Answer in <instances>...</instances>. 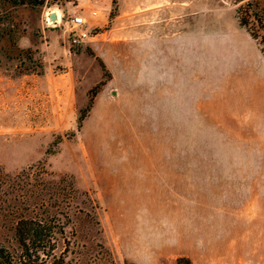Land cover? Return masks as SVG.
I'll use <instances>...</instances> for the list:
<instances>
[{"label":"rangeland","instance_id":"rangeland-1","mask_svg":"<svg viewBox=\"0 0 264 264\" xmlns=\"http://www.w3.org/2000/svg\"><path fill=\"white\" fill-rule=\"evenodd\" d=\"M241 3L44 0L3 13L0 245L14 247L13 223L43 203L68 216L70 264H175L208 183L264 194V57ZM74 14L96 33L80 46L65 29ZM159 26L198 37L177 89L159 80ZM259 211L244 264H264Z\"/></svg>","mask_w":264,"mask_h":264},{"label":"crops","instance_id":"crops-1","mask_svg":"<svg viewBox=\"0 0 264 264\" xmlns=\"http://www.w3.org/2000/svg\"><path fill=\"white\" fill-rule=\"evenodd\" d=\"M158 31L159 80L166 88L177 89L183 70L193 71L198 37L192 30L185 35L173 29L166 33L159 26ZM261 188L258 184L208 183L205 195L193 197L199 206L192 207L191 237L187 243L191 251L177 258L188 257L192 264H244L253 258L244 252L243 237L256 230L259 205L264 203Z\"/></svg>","mask_w":264,"mask_h":264},{"label":"trees","instance_id":"trees-1","mask_svg":"<svg viewBox=\"0 0 264 264\" xmlns=\"http://www.w3.org/2000/svg\"><path fill=\"white\" fill-rule=\"evenodd\" d=\"M240 1L243 3L237 9L239 24L256 40L264 57V0ZM43 3L44 0H0V18L3 13L19 6ZM97 89L98 86H95L90 90L91 100ZM85 116V113H81L78 121ZM40 206V212L33 211L31 215L17 217L13 223L15 246L10 248L0 245V264H70L67 259L69 241L65 236L67 214L60 209L50 211L43 203ZM60 241L66 243L65 248L57 252ZM175 264L192 263L188 257L182 256L177 258Z\"/></svg>","mask_w":264,"mask_h":264},{"label":"built area","instance_id":"built-area-1","mask_svg":"<svg viewBox=\"0 0 264 264\" xmlns=\"http://www.w3.org/2000/svg\"><path fill=\"white\" fill-rule=\"evenodd\" d=\"M52 12V11H51ZM51 12L46 13V21L48 25L56 26L61 21L57 19L52 20L49 17ZM93 15L97 14L96 10H92ZM92 26L89 25V20L86 16L82 14L72 15L66 22V31L69 34L71 45L80 46L86 42H89L92 38L96 36V33H92Z\"/></svg>","mask_w":264,"mask_h":264},{"label":"water","instance_id":"water-1","mask_svg":"<svg viewBox=\"0 0 264 264\" xmlns=\"http://www.w3.org/2000/svg\"><path fill=\"white\" fill-rule=\"evenodd\" d=\"M49 17H50V19L55 20V19H56V14L53 13V12H51V13L49 14Z\"/></svg>","mask_w":264,"mask_h":264},{"label":"bare ground","instance_id":"bare-ground-1","mask_svg":"<svg viewBox=\"0 0 264 264\" xmlns=\"http://www.w3.org/2000/svg\"><path fill=\"white\" fill-rule=\"evenodd\" d=\"M52 12L56 14V19L58 20L59 19V14L56 13L55 11H52Z\"/></svg>","mask_w":264,"mask_h":264}]
</instances>
